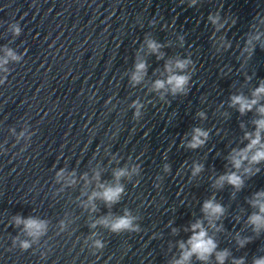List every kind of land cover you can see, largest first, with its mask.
<instances>
[{
    "label": "water",
    "instance_id": "water-1",
    "mask_svg": "<svg viewBox=\"0 0 264 264\" xmlns=\"http://www.w3.org/2000/svg\"><path fill=\"white\" fill-rule=\"evenodd\" d=\"M170 75L189 77L184 92ZM262 84L264 0H0V264H176L198 221L217 247L185 264H220L225 250L223 264L264 258V227L249 223L264 160L232 163L264 119ZM238 95L257 103L241 113ZM195 128L208 137L190 148ZM233 172L239 189L217 183ZM117 184V202L89 200ZM208 200L224 209L211 223ZM126 213L139 231L100 223Z\"/></svg>",
    "mask_w": 264,
    "mask_h": 264
},
{
    "label": "clouds",
    "instance_id": "clouds-1",
    "mask_svg": "<svg viewBox=\"0 0 264 264\" xmlns=\"http://www.w3.org/2000/svg\"><path fill=\"white\" fill-rule=\"evenodd\" d=\"M194 2V0H193ZM209 19L212 21L213 24H217L219 20V16H210ZM220 27H223V25H220ZM17 33L19 32V28L16 29ZM148 48L153 52H157L160 48V45L157 44L155 41L149 40L148 41ZM11 55V53H9ZM190 63V61L184 60V61H177L175 64V67L177 69H184L187 64ZM167 70L171 73L172 67L170 65L166 66ZM146 65L144 62L137 63L136 65V71L132 76V80L135 82H139L143 74L145 72ZM189 77L186 75H170L167 84L171 88V92L173 94L176 93H182L185 90V85L188 83ZM154 87L156 89H162L165 87L164 81H156ZM261 94H264V84H262L256 91L253 93L254 97H260ZM257 103V99H252L251 101L247 100L243 96H233L232 97V105H239V111L241 113H244L246 110H250L253 105ZM137 108L139 105H135ZM258 111L261 114H264V106H261ZM137 116H139V111L136 113ZM200 115H203L201 113ZM257 123V132L255 135V139L251 140V143L247 146V148L241 150L240 152L236 153L232 157V163L233 166L236 169H240L243 162L245 160L249 161V164H256L260 161L264 160V146H261L259 149H257V146L260 145V130H264V119L256 121ZM193 136L191 142L188 144V147L190 148H197L201 146L205 139L208 137V133L206 131L201 130L200 128H195L193 130ZM203 137L204 139H201ZM253 149H257L254 154L249 158L248 153L252 152ZM201 170L200 166L197 165L194 171V174L199 172ZM249 168H245V172H249ZM127 175L126 171L124 169H121L115 173V176L117 179L119 177ZM227 182L231 185H233L235 188L239 189L243 183L241 177L237 175L235 172L221 176L219 180L217 181L218 184L222 185L224 182ZM102 192L99 193H93L92 197L89 198V200H93L96 197H99L103 199L106 203L112 204L119 200L120 194L123 191V188L117 184L116 186H108L104 187ZM257 196H264V192L257 193ZM255 204H258L260 213L261 214H253L249 218V223L253 224L255 226V230L259 231L260 228L264 227V203H260L258 200L255 202ZM203 211L206 214V217L209 219V222L215 218L218 219L221 215H223L224 209L221 205L214 203L212 200H208L204 203ZM133 220L134 217H132L129 214H125L122 217H117L115 220H109L108 218H104L100 221L101 224H103L105 227H109L111 231L113 232H120L122 230H129V231H139L137 227L133 226ZM16 222L19 224L21 222L24 223L25 229L28 231L29 235H39L40 231L43 228L42 222L36 221L32 218H29L28 220L21 221L19 217L16 218ZM95 227V225H92ZM193 230V236L188 241V244L190 245V248L187 250H184L182 253V257L180 260L176 261V264H185L186 261L190 259L192 255H196L198 259L200 260H207L209 256L215 251L217 245L215 241L207 236V233L205 229L203 228L201 222H197L192 225ZM199 230V231H197ZM246 242V241H245ZM96 246L99 248L103 247V244L100 241H96ZM244 242H241V246H243ZM29 243L27 241L22 243V247L27 249L29 247ZM181 248L184 249V245L181 244ZM228 255L227 251L217 253L216 258L220 262V264H223L224 259ZM234 264H243V260L234 262ZM254 264H264V258L257 259L254 261Z\"/></svg>",
    "mask_w": 264,
    "mask_h": 264
}]
</instances>
